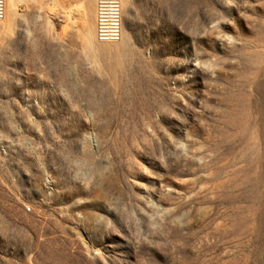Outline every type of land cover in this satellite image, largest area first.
<instances>
[{
	"label": "rangeland",
	"instance_id": "374dc122",
	"mask_svg": "<svg viewBox=\"0 0 264 264\" xmlns=\"http://www.w3.org/2000/svg\"><path fill=\"white\" fill-rule=\"evenodd\" d=\"M38 1L71 74L22 68ZM122 11L99 43L94 0H6L0 264H264V0Z\"/></svg>",
	"mask_w": 264,
	"mask_h": 264
},
{
	"label": "crops",
	"instance_id": "0c3cea01",
	"mask_svg": "<svg viewBox=\"0 0 264 264\" xmlns=\"http://www.w3.org/2000/svg\"><path fill=\"white\" fill-rule=\"evenodd\" d=\"M25 17L26 22L30 23V25L27 26L25 39L22 37V47L24 48L21 52L22 68L33 70L41 67H51L60 74H64L66 71L71 74L72 65L77 61L75 49L76 39L72 35H69L67 37L69 44L65 47L61 46L62 21L60 17L53 15L51 18L50 24L53 32L50 38L46 37L45 34V26L46 23H49L50 18L44 9L40 8L39 1L37 3L36 14L22 15V18ZM95 20L96 3L94 0V25ZM34 22L36 25H34ZM87 31V41L85 43L92 46L91 40L88 37L90 31Z\"/></svg>",
	"mask_w": 264,
	"mask_h": 264
},
{
	"label": "built area",
	"instance_id": "2783aa9c",
	"mask_svg": "<svg viewBox=\"0 0 264 264\" xmlns=\"http://www.w3.org/2000/svg\"><path fill=\"white\" fill-rule=\"evenodd\" d=\"M96 3V41L99 43H118L123 36L122 4L123 0H95ZM5 0H0V22Z\"/></svg>",
	"mask_w": 264,
	"mask_h": 264
},
{
	"label": "bare ground",
	"instance_id": "6f19581e",
	"mask_svg": "<svg viewBox=\"0 0 264 264\" xmlns=\"http://www.w3.org/2000/svg\"><path fill=\"white\" fill-rule=\"evenodd\" d=\"M5 9H6V0H5V6H2V15H5ZM5 19V18H4ZM3 22V21H2ZM1 23V22H0ZM116 48V47H113ZM112 47L107 46V48H105L107 51L113 50Z\"/></svg>",
	"mask_w": 264,
	"mask_h": 264
}]
</instances>
